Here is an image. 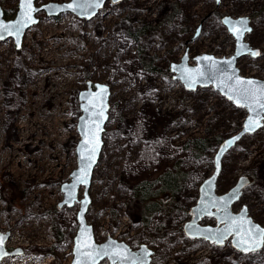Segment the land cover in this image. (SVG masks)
I'll use <instances>...</instances> for the list:
<instances>
[{"label": "rangeland", "instance_id": "1", "mask_svg": "<svg viewBox=\"0 0 264 264\" xmlns=\"http://www.w3.org/2000/svg\"><path fill=\"white\" fill-rule=\"evenodd\" d=\"M51 1L70 0L37 4ZM18 3L0 0L7 19L15 18ZM38 15L20 49L12 38L0 41V230L11 232L10 249L24 250L1 264L72 262L81 204H58L62 185L78 166V96L87 80L112 88L87 213L97 240L112 236L133 249L146 244L153 250L151 264H264V246L243 253L230 241L219 246L184 232L199 187L215 170L219 144L242 127L247 110L213 86L186 89L170 70L186 53L191 64L202 53L232 55L236 38L223 17L249 16L252 30L245 39L262 53L241 57L237 66L245 76L264 79V0L109 1L91 20L71 13ZM144 26L149 31L135 40L131 32ZM145 60L158 71L147 69ZM217 137L220 143L202 155L187 147L189 140ZM166 171L182 175L180 189L162 192V206L145 218L133 187L157 181ZM243 175L251 182L233 209L246 205L264 226V125L223 157L217 192H227ZM7 182L22 194L16 205L2 191ZM160 187L157 181L154 188ZM213 221L207 217L203 223ZM55 224L63 232L60 240Z\"/></svg>", "mask_w": 264, "mask_h": 264}, {"label": "water", "instance_id": "2", "mask_svg": "<svg viewBox=\"0 0 264 264\" xmlns=\"http://www.w3.org/2000/svg\"><path fill=\"white\" fill-rule=\"evenodd\" d=\"M111 1L114 4L125 0H70L64 2H48L42 5L32 0V21L16 31L14 26L21 20L24 0H19L15 18L7 19L5 10L0 4V23L9 25V29H0V35L6 41L14 40L20 49L27 31L40 21L39 13L48 16H58L71 13L79 18L91 20ZM219 4L221 0H216ZM67 5H74L67 7ZM223 23L236 38V50L228 57H218L212 53H202L194 58L196 64L190 63L188 53L179 62L171 64L174 78L179 80L186 89L193 91L198 87L213 86L221 95L238 107L247 110V117L242 127L232 136L224 139L216 151L215 170L199 187V198L191 208V219L184 224V232L192 239H203L210 243L224 246L230 241L232 246L243 253L259 251L264 246V226L255 221L245 205L239 211L233 206L237 203L243 189L251 182L247 175L240 177L238 182L227 192H217L218 178L222 170V160L238 141L246 134H253L264 125V79L241 74L237 66L238 60L246 55L258 58L261 49L254 48L246 41V34L252 30L249 16L234 18L224 16ZM199 34V30L197 35ZM256 53V54H254ZM251 81L252 83H249ZM112 88L109 84L87 80V87L79 92L81 115L77 129L79 140L76 146L77 168L71 172V180L62 185L64 199L59 207H74L81 204L77 213L79 228L74 237L73 259L71 264H101L108 259L110 264H151L153 250L142 244L139 249H133L127 242L109 236L104 241H98L92 224L88 222L87 213L91 204L90 189L95 169L100 161L104 133L111 110ZM257 123L249 126V121ZM83 170V171H82ZM84 188V196L80 198V190ZM213 219V224H204L205 218ZM0 236L5 237L0 245V264L6 257L24 252L23 248L10 249L7 243L11 232L0 230ZM247 241V243H245ZM249 249V250H245Z\"/></svg>", "mask_w": 264, "mask_h": 264}, {"label": "trees", "instance_id": "3", "mask_svg": "<svg viewBox=\"0 0 264 264\" xmlns=\"http://www.w3.org/2000/svg\"><path fill=\"white\" fill-rule=\"evenodd\" d=\"M148 31V27L144 26L141 28H137L135 31L131 32V34L135 40L139 41L140 37L146 34ZM144 63L147 69L158 71V69L151 66L152 64H149L150 62L145 60ZM220 141L221 138L219 137L195 138L193 140H189V142L187 143V147L190 148V146L192 145L194 149L197 150V154L202 155L206 150L215 147L218 143H220ZM181 176L182 175L179 173L166 171L157 180L158 182H161V187L158 189L154 188V185L157 181L148 180L141 181L133 187L136 200H138L140 204H143L144 209L146 210L143 212V217H145L144 214H146L147 216L149 213L151 214L153 211L160 208L161 202H164L159 198L160 195L163 194L162 192L174 193L180 189ZM2 188L4 194L11 195L8 198V202L10 204L16 205L22 199V194L17 191V187L14 184L10 185V183L7 182L3 185ZM150 206L152 207V211L149 212ZM54 234L58 240H60L63 236V232L58 224H55L54 226Z\"/></svg>", "mask_w": 264, "mask_h": 264}, {"label": "snow or ice", "instance_id": "4", "mask_svg": "<svg viewBox=\"0 0 264 264\" xmlns=\"http://www.w3.org/2000/svg\"><path fill=\"white\" fill-rule=\"evenodd\" d=\"M74 5H67V7H73ZM21 8L24 9L23 13H22V18L21 20L17 21L16 24L14 25L16 27V31L18 32L19 29L23 26H25L27 23L32 21V16L31 13L32 11H34V9L32 8V0H24V2L21 5ZM9 25L0 23V29H4L7 30L9 29ZM3 35H0V39H3ZM256 54V53H254ZM249 83H252L251 81H249ZM261 107H264V104L261 105ZM257 122L254 120H250L249 121V126H253L255 125ZM83 171V170H82ZM262 231V235H264V230ZM5 239V237L0 236V245H2L3 240ZM245 243H247V241H245ZM246 251L249 249H245Z\"/></svg>", "mask_w": 264, "mask_h": 264}, {"label": "built area", "instance_id": "5", "mask_svg": "<svg viewBox=\"0 0 264 264\" xmlns=\"http://www.w3.org/2000/svg\"><path fill=\"white\" fill-rule=\"evenodd\" d=\"M263 78H264V75H263Z\"/></svg>", "mask_w": 264, "mask_h": 264}, {"label": "flooded vegetation", "instance_id": "6", "mask_svg": "<svg viewBox=\"0 0 264 264\" xmlns=\"http://www.w3.org/2000/svg\"><path fill=\"white\" fill-rule=\"evenodd\" d=\"M261 53H262V50H261Z\"/></svg>", "mask_w": 264, "mask_h": 264}]
</instances>
